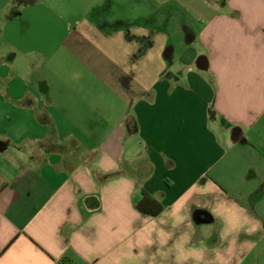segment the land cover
I'll use <instances>...</instances> for the list:
<instances>
[{
	"label": "crops",
	"instance_id": "1",
	"mask_svg": "<svg viewBox=\"0 0 264 264\" xmlns=\"http://www.w3.org/2000/svg\"><path fill=\"white\" fill-rule=\"evenodd\" d=\"M217 3L161 43L0 0V264H264V0Z\"/></svg>",
	"mask_w": 264,
	"mask_h": 264
},
{
	"label": "rangeland",
	"instance_id": "2",
	"mask_svg": "<svg viewBox=\"0 0 264 264\" xmlns=\"http://www.w3.org/2000/svg\"><path fill=\"white\" fill-rule=\"evenodd\" d=\"M209 1L212 3L209 4L206 0H43L49 7L61 12L67 18H85L94 26L99 25L100 32L103 31L104 26L114 28L133 25L140 12L149 14L152 10L151 6L155 5L158 15L154 21H157L156 26L161 30L159 40L161 43L167 42L169 29H178L188 22H192L197 27L196 12L190 15L193 11L191 7L195 5L202 10L197 13L214 12L217 0ZM163 55L166 59L167 52L165 51Z\"/></svg>",
	"mask_w": 264,
	"mask_h": 264
},
{
	"label": "trees",
	"instance_id": "3",
	"mask_svg": "<svg viewBox=\"0 0 264 264\" xmlns=\"http://www.w3.org/2000/svg\"><path fill=\"white\" fill-rule=\"evenodd\" d=\"M137 208L150 215H158L162 211L160 203L146 192H143L141 200L137 203ZM68 264H73L68 262Z\"/></svg>",
	"mask_w": 264,
	"mask_h": 264
}]
</instances>
